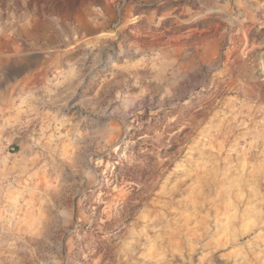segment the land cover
I'll list each match as a JSON object with an SVG mask.
<instances>
[{
  "label": "rangeland",
  "instance_id": "374dc122",
  "mask_svg": "<svg viewBox=\"0 0 264 264\" xmlns=\"http://www.w3.org/2000/svg\"><path fill=\"white\" fill-rule=\"evenodd\" d=\"M0 264H264V0H0Z\"/></svg>",
  "mask_w": 264,
  "mask_h": 264
}]
</instances>
